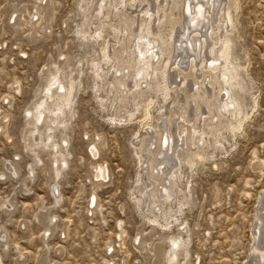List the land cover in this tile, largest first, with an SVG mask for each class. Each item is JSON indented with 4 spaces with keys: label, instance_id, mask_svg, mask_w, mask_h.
Listing matches in <instances>:
<instances>
[{
    "label": "rangeland",
    "instance_id": "1",
    "mask_svg": "<svg viewBox=\"0 0 264 264\" xmlns=\"http://www.w3.org/2000/svg\"><path fill=\"white\" fill-rule=\"evenodd\" d=\"M230 1L233 56L242 65L247 90L239 97L247 118L235 133L223 129L226 119L220 118L223 134L211 135L207 148L199 146L202 161L182 156L178 184L184 192L165 203L159 196H140L144 182L151 194L161 189L144 173L141 140L147 138L149 146L158 137L150 127L168 122V115L156 119L155 106L162 102L164 113L179 112L170 101L182 96L179 88L167 100L151 91L136 102L110 106L96 66L108 67L103 48L116 44L110 24L119 23L118 10L102 18L95 1L87 18L85 0H0V264H167L173 237L189 240L178 264H247L258 257L253 249L264 207V0ZM219 5L220 0L215 9ZM100 20L110 23L100 30L102 39L96 36ZM203 21L198 27L205 33L207 16ZM58 69L75 86V99L62 116L66 125L54 131L67 159L56 178V150L37 143L48 141L50 118L39 125V134L34 116ZM217 96L211 103L198 98L197 115L219 113ZM150 97L152 118L144 119ZM190 104L193 117L196 107ZM224 135L228 141L217 144ZM101 165L108 169L106 180L95 176Z\"/></svg>",
    "mask_w": 264,
    "mask_h": 264
},
{
    "label": "bare ground",
    "instance_id": "2",
    "mask_svg": "<svg viewBox=\"0 0 264 264\" xmlns=\"http://www.w3.org/2000/svg\"><path fill=\"white\" fill-rule=\"evenodd\" d=\"M95 1H97L95 12L102 15V18L108 19L115 10H118L119 14L117 25L100 20L96 34L97 38L102 39L103 33L100 30L106 26V23H109L117 39L115 45L107 44L103 48V62L108 67H101L100 64L96 66L98 67V70L96 69L97 77L105 81L104 84L108 87L109 97L107 98L110 100V106L114 108L119 103L136 102L138 96H145V93L151 91L161 93L165 100L171 97L172 90L177 92L179 88L181 92L182 97L175 96L170 101L172 106L178 107L179 112L164 113L166 106L162 102L155 106L158 112L156 119L159 122L166 115L169 119L167 118L166 125L156 124L150 127L158 137L156 141L150 142L149 146L146 145L147 138L142 139L141 149L143 148V151L142 155L139 154L141 159L143 157V160H146L144 163H148V167H143L148 180L158 182L161 188L158 195L151 194L147 183L144 182L145 184L139 191L140 196L146 198L149 194L154 198L159 196L165 203L173 202L180 196L179 194L184 192L178 184V182H182V156H184V161L189 157L193 158L192 155L202 161L203 154L199 153L206 147L205 145L209 144L208 141L211 143L209 137H214L216 134L217 138L220 137L223 129L235 133L236 130L243 127L247 118L244 114L243 101L239 97L240 93L247 90L241 72L242 65L233 56L231 32L234 22L231 1L220 0L219 7L215 9L218 0H211L209 9L206 10L204 3L208 0H135L133 2H129V0H85L87 11L85 16L87 18H89L88 12L91 10L90 5ZM205 16H207L209 25L203 33L204 30L202 31L199 25L204 24L203 17ZM167 26L170 27L168 31H166ZM57 73L54 79H51V84H48L49 87L47 86L46 100L35 107L34 124L40 134L41 126L39 125L43 124L48 117L50 118L51 125L48 124L49 142L40 141L37 143L38 146L44 143L47 147L56 150L54 161L57 165L54 172L55 177L59 178L63 168L67 165V159L58 150L60 146L54 141V131L58 125L63 124L62 116L66 108L72 109L75 86L68 84L65 82L66 78L59 76L60 69ZM53 87L56 88L55 91H53ZM216 89L218 96L215 93ZM220 95L219 113L217 112L209 118L206 115L203 116L202 112L199 116L197 115V110L200 109L196 105L198 98L211 100L210 97L216 98L217 96L218 99ZM149 99L144 119L152 118L153 113L150 111V106L154 99L152 100L151 97ZM191 101L196 107L193 117L192 114H189ZM180 102L183 104L180 105ZM207 102L205 100V103ZM209 103L207 104L208 115L211 112ZM31 113L32 111H30ZM175 116L177 121H173ZM223 117L226 119V124L224 123L222 127L223 120L220 122V118ZM214 120L217 122L216 125H213ZM208 121L211 123L207 124ZM64 122L65 126L66 121ZM174 123L175 128H173ZM220 126L223 128L222 130ZM209 128L213 129L208 131ZM148 134H151L149 129H147ZM223 140L215 141L217 144L224 145L228 141L225 135ZM153 144H156L155 148H153ZM200 145H202L201 149ZM191 146L200 151L188 152L186 149L193 150V147L190 148ZM98 151L96 142L91 148L94 158L99 155ZM160 155L163 157H159ZM191 161L188 160L189 163L194 164V159ZM13 172L15 173V170ZM95 172L98 179L106 180L108 177V169L105 166H98ZM95 197L90 199V204H95ZM149 198L151 199V197ZM149 198L147 197V199ZM141 201L142 199H139L140 203ZM157 201L153 200L151 203L159 206L160 201L158 204ZM262 202H264V198ZM147 205L149 204L147 203ZM261 209L262 212L257 216L255 231V238L258 242L253 249V253L258 257H253V260L247 264H264V217H262L264 207ZM150 210L152 209L150 208ZM188 241L178 237L171 238L167 264H178L179 251L182 247H186ZM185 253H187L186 249ZM183 264H187L186 261Z\"/></svg>",
    "mask_w": 264,
    "mask_h": 264
},
{
    "label": "built area",
    "instance_id": "3",
    "mask_svg": "<svg viewBox=\"0 0 264 264\" xmlns=\"http://www.w3.org/2000/svg\"><path fill=\"white\" fill-rule=\"evenodd\" d=\"M92 206V205H91ZM92 208H93V206H92Z\"/></svg>",
    "mask_w": 264,
    "mask_h": 264
}]
</instances>
